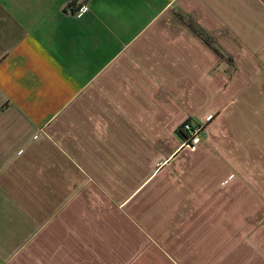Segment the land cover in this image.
Listing matches in <instances>:
<instances>
[{
  "label": "crops",
  "instance_id": "obj_1",
  "mask_svg": "<svg viewBox=\"0 0 264 264\" xmlns=\"http://www.w3.org/2000/svg\"><path fill=\"white\" fill-rule=\"evenodd\" d=\"M161 88L208 105L233 154L250 156L244 171L264 172V0H0V264H72L88 247L96 259L80 264H264V214L253 228L232 212L228 226L165 223L153 239L128 220L104 233L73 209L58 126L80 106L93 142L141 128ZM94 148L81 147L80 184ZM88 231L102 233L89 243Z\"/></svg>",
  "mask_w": 264,
  "mask_h": 264
},
{
  "label": "rangeland",
  "instance_id": "obj_2",
  "mask_svg": "<svg viewBox=\"0 0 264 264\" xmlns=\"http://www.w3.org/2000/svg\"><path fill=\"white\" fill-rule=\"evenodd\" d=\"M152 96L149 103L156 109L149 111L143 102L144 114L136 120L141 128L119 127L102 141H92L89 111L80 106L58 126L55 132L73 158L72 196L83 203L73 205V209L85 205L88 226L99 225L104 233L114 230L115 221L128 220L153 239L160 237V225L165 223L205 229L214 220L220 226L237 222L224 219L225 212L247 215L246 226L253 228L264 214V172L244 171L250 156L233 154L231 134L214 130L215 115L205 112L208 105L187 102L166 88ZM186 119L203 129L201 144L192 149L183 146L174 134ZM235 135L245 144V135ZM86 145L97 148L92 154L87 150L90 156L83 158L88 174H81L80 184L76 168L81 147ZM245 148L242 145L235 152L243 155ZM254 161L259 164V157ZM102 232H86L87 241L92 242ZM79 255L96 259L95 249H77L72 252V264H80Z\"/></svg>",
  "mask_w": 264,
  "mask_h": 264
},
{
  "label": "built area",
  "instance_id": "obj_3",
  "mask_svg": "<svg viewBox=\"0 0 264 264\" xmlns=\"http://www.w3.org/2000/svg\"><path fill=\"white\" fill-rule=\"evenodd\" d=\"M87 5L83 4L73 13L76 17L87 12ZM202 126L192 121H185L182 125L181 132L183 134L182 145L189 148H195L201 144Z\"/></svg>",
  "mask_w": 264,
  "mask_h": 264
},
{
  "label": "trees",
  "instance_id": "obj_4",
  "mask_svg": "<svg viewBox=\"0 0 264 264\" xmlns=\"http://www.w3.org/2000/svg\"><path fill=\"white\" fill-rule=\"evenodd\" d=\"M69 9L72 13H74L77 9H75V6L74 5H71L69 6ZM194 31V29H192ZM204 43H206V45L209 46V48L218 56V57H221V52L217 49V47H215L211 42H209V40H204ZM185 122V121H184ZM183 122V123H184ZM183 123L177 128L174 130V134L176 135L177 139L182 141L183 139V134L181 132V128H182V125Z\"/></svg>",
  "mask_w": 264,
  "mask_h": 264
}]
</instances>
